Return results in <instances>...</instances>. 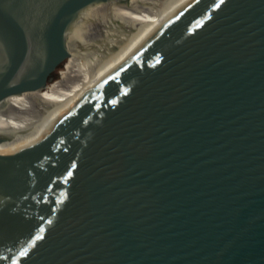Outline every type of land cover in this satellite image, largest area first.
I'll return each instance as SVG.
<instances>
[{"label": "water", "instance_id": "water-1", "mask_svg": "<svg viewBox=\"0 0 264 264\" xmlns=\"http://www.w3.org/2000/svg\"><path fill=\"white\" fill-rule=\"evenodd\" d=\"M122 2L0 0V102ZM0 264H264V0L191 1L41 134H0Z\"/></svg>", "mask_w": 264, "mask_h": 264}, {"label": "bare ground", "instance_id": "bare-ground-1", "mask_svg": "<svg viewBox=\"0 0 264 264\" xmlns=\"http://www.w3.org/2000/svg\"><path fill=\"white\" fill-rule=\"evenodd\" d=\"M153 0H123L120 5L87 9L75 29L73 43L79 50L71 57L88 56L84 75L61 92L46 87L12 94L0 102V134L6 141L30 140L41 134L81 96L107 77L162 30L193 0H163L151 12ZM114 33L92 51L104 35Z\"/></svg>", "mask_w": 264, "mask_h": 264}, {"label": "rangeland", "instance_id": "rangeland-1", "mask_svg": "<svg viewBox=\"0 0 264 264\" xmlns=\"http://www.w3.org/2000/svg\"><path fill=\"white\" fill-rule=\"evenodd\" d=\"M163 0H153V7H149L148 1H145V10H150L155 12V10L161 5ZM114 34V33H113ZM110 33L107 36H103L100 41L97 42L98 45H95L92 54L97 53V49L102 46L109 38L113 35ZM88 56L86 57H69L63 61L53 72L52 79L48 81L46 86L47 90L61 92L65 88L72 87L79 79L84 75V72L87 69Z\"/></svg>", "mask_w": 264, "mask_h": 264}, {"label": "snow or ice", "instance_id": "snow-or-ice-1", "mask_svg": "<svg viewBox=\"0 0 264 264\" xmlns=\"http://www.w3.org/2000/svg\"><path fill=\"white\" fill-rule=\"evenodd\" d=\"M221 2H223V0H221ZM41 237L40 236H37L36 239L39 240ZM25 253L22 252L21 255L23 256Z\"/></svg>", "mask_w": 264, "mask_h": 264}]
</instances>
